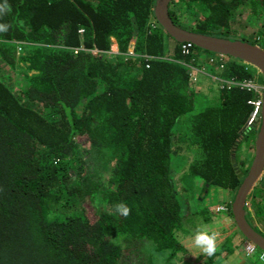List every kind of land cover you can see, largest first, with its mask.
<instances>
[{
  "label": "trees",
  "instance_id": "16d2710c",
  "mask_svg": "<svg viewBox=\"0 0 264 264\" xmlns=\"http://www.w3.org/2000/svg\"><path fill=\"white\" fill-rule=\"evenodd\" d=\"M8 3L0 17L10 25L0 33V264H184L180 234L210 229L221 212L206 198L215 189L234 198L250 170L259 126L243 128L262 95L239 84L264 87V76L176 42L155 18L156 0ZM169 12L183 29L264 49V0H172ZM239 13L255 32L236 28ZM112 39L116 59L107 56ZM20 62L17 86L11 72ZM208 64L220 89L204 107L193 69ZM120 202L129 216L116 213ZM224 205L237 228L232 202ZM246 212L264 235V176ZM230 241L236 249L248 242L233 233L204 264L232 257Z\"/></svg>",
  "mask_w": 264,
  "mask_h": 264
},
{
  "label": "water",
  "instance_id": "95a60500",
  "mask_svg": "<svg viewBox=\"0 0 264 264\" xmlns=\"http://www.w3.org/2000/svg\"><path fill=\"white\" fill-rule=\"evenodd\" d=\"M172 0H156L154 15L159 25L178 43H190L205 51L243 62L258 70L264 76V49L243 40L213 37L195 33L177 26L169 12ZM253 161L248 174L232 201V214L238 230L247 241L264 252V235L258 232L247 219L246 206L250 194L264 176V89L262 108L252 127H257ZM246 125L243 131L247 129Z\"/></svg>",
  "mask_w": 264,
  "mask_h": 264
},
{
  "label": "rangeland",
  "instance_id": "374dc122",
  "mask_svg": "<svg viewBox=\"0 0 264 264\" xmlns=\"http://www.w3.org/2000/svg\"><path fill=\"white\" fill-rule=\"evenodd\" d=\"M154 22V21H153ZM235 24L236 28L242 32H245L247 34H251L255 32V27H253L248 19L247 14L239 13L235 17ZM239 36L243 35V33ZM231 39L237 40L234 36H230ZM166 50L167 55L169 56L171 54V49L174 46V41L170 38H166ZM239 40V39H238ZM135 51V46L132 45L129 50V55H133ZM118 54V43L115 39H112V47L108 51L107 56L111 59H116ZM21 56L24 55V52L20 54ZM19 57V55H18ZM230 60L229 57L225 58V60ZM26 64L20 62L19 68L16 69L14 72H11L12 78L14 80V83L19 86V83L22 81V74L25 73ZM253 68L252 66H250ZM210 69L211 64L203 66L202 69L200 68H194V77L193 82L195 83V90L197 91V97H198V104H201L204 107L210 106L215 104L217 99V91L220 89V84L217 80L214 78L212 79L210 76ZM255 69V68H253ZM197 73L198 75H196ZM8 75V74H7ZM260 86V85H259ZM185 123V122H184ZM253 152L254 150H249V152ZM245 157V155H243ZM189 184V187L191 186L190 182H186ZM230 198L227 203H230L233 201V195L228 190H220L215 189L210 193V196L206 198L205 202L209 206H211L212 211L221 212L219 216L215 217L211 223L210 230H214L217 233H219V243L218 246L221 244V242L227 238L229 235L233 233H238L239 231L237 228L234 229L233 227V220L228 217L227 212H224V204L226 203V197ZM193 205V203H191ZM196 232V231H195ZM194 231H192L189 234H180L179 238L182 244L186 247V253L182 257L181 262L184 264H204V255L200 252L199 249H196L192 246L191 240L193 235L195 234ZM240 235V234H239ZM237 241V240H234ZM230 244L235 248L236 254L234 257L230 256L229 253H224L222 256L216 259L214 264H264L260 259H258L259 252L255 253L254 255H248L245 250V244L242 245L239 244L238 248L236 249L235 245L230 241ZM237 244V243H236ZM244 250V251H243ZM245 252V253H243ZM238 253V254H237ZM257 262H256V261ZM157 262H163L162 259H158Z\"/></svg>",
  "mask_w": 264,
  "mask_h": 264
},
{
  "label": "clouds",
  "instance_id": "9594fccd",
  "mask_svg": "<svg viewBox=\"0 0 264 264\" xmlns=\"http://www.w3.org/2000/svg\"><path fill=\"white\" fill-rule=\"evenodd\" d=\"M11 11V6L8 0H3L0 3V17L6 15ZM10 25L6 23H0V33H7ZM116 213L127 217L131 213V208L125 203L120 202L115 205ZM219 233L214 230H210L207 225L197 228L195 234L192 237L191 244L206 257H215L218 251ZM260 260H264V254L260 257Z\"/></svg>",
  "mask_w": 264,
  "mask_h": 264
},
{
  "label": "built area",
  "instance_id": "2783aa9c",
  "mask_svg": "<svg viewBox=\"0 0 264 264\" xmlns=\"http://www.w3.org/2000/svg\"><path fill=\"white\" fill-rule=\"evenodd\" d=\"M80 32L82 34L84 32V30L81 29ZM182 49L184 52L188 51L189 45H184ZM17 52H18V55H20L22 53V48L17 46ZM93 52H94V55H97L99 53V51L97 49H95ZM247 66H249V65H247ZM239 85H241L242 87L248 88V89H253V90L259 92L261 95H262L263 89H264L263 86H259L252 81H245V82L240 83ZM250 104H252V106L254 107V111H253V113H252V115H251V117L247 123L248 127H250L254 124V121L256 120L257 117H259V115L261 113L262 97H260L259 99L255 100L253 102H250ZM245 250H246L248 255H253L256 251V247L253 244L247 242ZM261 261L264 262V260H261Z\"/></svg>",
  "mask_w": 264,
  "mask_h": 264
},
{
  "label": "crops",
  "instance_id": "0c3cea01",
  "mask_svg": "<svg viewBox=\"0 0 264 264\" xmlns=\"http://www.w3.org/2000/svg\"><path fill=\"white\" fill-rule=\"evenodd\" d=\"M223 58H224V60H225V58H227V57L224 56ZM229 58H230V57H229ZM217 59H219V60L221 61V58H217ZM226 60H227V59H226ZM193 74H194V73H193ZM195 74L198 75L197 73H195ZM193 77H194V75H193ZM228 192H229V196H230V193H231V192H230L229 190H228ZM229 199H230V198L228 197V194H227V197H226V200H227V201H226V203L229 201ZM229 218H230V217H229ZM244 244H245V248H246V244H247V243H244ZM244 244H243V245H244ZM243 251H244V250H243ZM243 253H245V252H243ZM235 254H236V253H235ZM235 254H234V255H235ZM237 254H238V253H237ZM234 255H233V257H234Z\"/></svg>",
  "mask_w": 264,
  "mask_h": 264
}]
</instances>
